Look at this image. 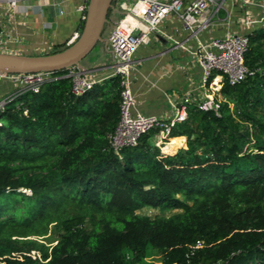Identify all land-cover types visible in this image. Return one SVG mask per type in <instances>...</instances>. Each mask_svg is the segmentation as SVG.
<instances>
[{"label": "trees", "instance_id": "1", "mask_svg": "<svg viewBox=\"0 0 264 264\" xmlns=\"http://www.w3.org/2000/svg\"><path fill=\"white\" fill-rule=\"evenodd\" d=\"M246 37L250 74L221 81L218 115L188 109L173 154L156 130L111 148L119 77L79 96L66 70L0 85V264H264V27Z\"/></svg>", "mask_w": 264, "mask_h": 264}, {"label": "crops", "instance_id": "2", "mask_svg": "<svg viewBox=\"0 0 264 264\" xmlns=\"http://www.w3.org/2000/svg\"><path fill=\"white\" fill-rule=\"evenodd\" d=\"M217 1L222 2V8L205 30L192 35L182 27L174 14H170L162 21L158 32L152 33L135 52L130 86L136 109L141 114L170 121L183 100L190 101L189 108L203 102L205 94L211 90L202 86V71L192 55L199 42L205 43L227 35H247L256 28L246 27L244 22L248 17L258 15V9L245 7L239 0ZM131 3L132 0L113 1L104 28V33L107 31L106 37L103 34L105 39L128 13ZM85 5L86 0H22L15 8L0 4L3 42L0 52L40 56L66 46L70 38L79 33ZM102 50L103 54L96 57L93 65L84 68L86 77L101 80L108 74L114 58L105 44H102ZM94 67L99 68L92 70ZM221 81L215 87V92L220 90ZM1 84L8 86L6 82ZM181 142L183 147L184 139H174L170 147L176 149Z\"/></svg>", "mask_w": 264, "mask_h": 264}, {"label": "built area", "instance_id": "3", "mask_svg": "<svg viewBox=\"0 0 264 264\" xmlns=\"http://www.w3.org/2000/svg\"><path fill=\"white\" fill-rule=\"evenodd\" d=\"M22 0H0L15 8ZM245 7L259 10L258 15L248 17L246 27H264V0H239ZM222 8V2L217 0H132L128 13L123 17L107 37V47L113 55L114 63L109 67L108 74L101 80L90 79L84 71L77 67L66 70L67 77L72 78V93L82 95L90 90L95 83L112 77L121 79L119 121L114 133L108 138L114 151L135 146L141 135L156 130L155 145L167 141L171 129L178 122L185 119L190 101L183 103L176 109L175 116L170 121H163L154 116H145L137 111L135 96L130 86L132 58L138 48L146 42L149 36L158 32L159 26L170 14H174L189 33L196 34L205 30ZM79 36L75 33L67 45L72 44ZM247 35H227L224 38L213 39L209 42H199L195 56L202 71L201 83L211 91L205 94L203 102L195 107L202 111L211 110L218 115L219 90L215 92L219 80H226L229 86L240 83L249 73L244 65V52L247 46ZM3 46L0 31V49ZM51 73L37 74H9L0 75V82L14 85L15 89L28 90L34 93L39 86L51 78ZM9 97V96H7ZM0 98V109L9 98ZM28 193V192H27Z\"/></svg>", "mask_w": 264, "mask_h": 264}, {"label": "water", "instance_id": "4", "mask_svg": "<svg viewBox=\"0 0 264 264\" xmlns=\"http://www.w3.org/2000/svg\"><path fill=\"white\" fill-rule=\"evenodd\" d=\"M113 1L88 0L78 38L59 52L40 56L0 52V75L53 73L71 67H77L84 71L81 63L93 51L95 46L97 44L107 46V39L103 37V34Z\"/></svg>", "mask_w": 264, "mask_h": 264}, {"label": "rangeland", "instance_id": "5", "mask_svg": "<svg viewBox=\"0 0 264 264\" xmlns=\"http://www.w3.org/2000/svg\"><path fill=\"white\" fill-rule=\"evenodd\" d=\"M87 1L88 0H86V5H87ZM86 5H85V7H86ZM84 11H85V8H84ZM84 11H83V13H84ZM106 35H107V31L104 33V37H106ZM67 46L68 45L63 46V47H67ZM55 51H57V49ZM55 51H54V53H55ZM102 54H103L102 44H97L95 46V48L93 49V51L81 63L82 68L89 67V66L93 65V63H94L93 61H95L97 59L96 57H100V55H102ZM99 63L102 64V62H96L95 64L99 65ZM97 68H99V67H94L92 70H95ZM0 85H2L1 82H0ZM8 86L10 87L8 89V91L11 89V87L15 88L14 85H12V84H8ZM170 143L171 142L163 141L162 143L160 142V143H157V144L159 145V147L161 148V151L163 153H165V154H173L174 153V149H173V147H170ZM177 148H182V142L177 146ZM176 212L177 211L161 212L160 210H154V209H151V208H143V209L139 210L137 212V214H139L141 216L155 217V216H158V215L170 216V215H172L173 213H176ZM55 239H56V236L52 232H49L47 236H45L43 239L41 238V241L47 244L49 242L54 241ZM53 244H55V243H53ZM154 257H155L154 258L155 264H160L159 257L158 256H154Z\"/></svg>", "mask_w": 264, "mask_h": 264}]
</instances>
